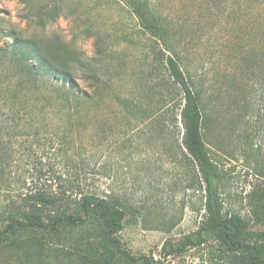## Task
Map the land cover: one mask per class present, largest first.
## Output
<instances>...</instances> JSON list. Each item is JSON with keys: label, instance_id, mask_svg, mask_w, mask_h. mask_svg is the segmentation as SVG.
<instances>
[{"label": "rangeland", "instance_id": "obj_1", "mask_svg": "<svg viewBox=\"0 0 264 264\" xmlns=\"http://www.w3.org/2000/svg\"><path fill=\"white\" fill-rule=\"evenodd\" d=\"M150 1L165 26L168 48L198 86L205 143L222 175L223 212L250 218L253 194L264 187V0ZM64 5L63 14L44 33L74 40L86 57H94L97 38H75L68 12L75 8L82 16L89 15L103 36L101 42L111 47L103 65L109 87L99 95L89 81L79 80L76 93L85 97L83 113L74 124H62L73 128L75 142L65 161L43 137L39 142L12 138L17 161L9 181L0 186V227L7 206L12 201L18 204L20 193L31 185L40 182L56 188L59 171L68 172L67 177L76 174L75 150L90 163L91 188L114 192L134 207L117 234L122 246L133 255L159 260L163 245L176 246L206 218L201 172L179 147L183 125L171 127L166 114L157 111L161 102L155 78L160 81L167 75L166 71L161 75L163 65L153 61L152 48L159 45L121 0H64ZM21 8L18 0H0L2 15L28 31L31 27ZM157 66L160 76L150 77ZM111 88L119 97L109 93ZM251 229L264 230V224ZM92 241L93 250L75 230L41 245L29 238L22 247L1 244L0 264H104L95 251L103 255L111 251ZM220 249L211 242L163 259L168 264H225L219 260ZM109 260L124 264L117 255Z\"/></svg>", "mask_w": 264, "mask_h": 264}, {"label": "trees", "instance_id": "obj_2", "mask_svg": "<svg viewBox=\"0 0 264 264\" xmlns=\"http://www.w3.org/2000/svg\"><path fill=\"white\" fill-rule=\"evenodd\" d=\"M121 1L159 45V48H152L153 61L161 63V75L164 71L167 75L157 81L154 76H160L159 66L157 72L151 70L149 74L158 87L156 93L161 106L157 111L162 116L166 114L173 128L182 123L179 147L197 164L205 191V220L176 246L167 249L163 245V256L216 242L221 246L218 256L222 263L264 264V230L251 229L253 225L264 224V187L253 194L250 218L239 213L224 214L220 195L222 175L205 143V119L198 86L185 74L175 53L168 48L165 26L151 1ZM18 2L22 5L21 16L30 30L16 27L0 12V186L9 181L12 166L16 165L17 151L11 147L12 138L25 136L39 142L43 137L64 160L75 142L73 128L62 124H74L73 120L83 113L85 97L76 93L79 80L89 81L99 95L109 87L103 65L111 47L101 42L103 36L87 13L84 17L75 8L68 12L73 17L75 38L79 35L97 38L94 57H86L74 40H58L56 32L44 33L65 11L64 0ZM5 40L8 42L3 44ZM161 44L165 47H160ZM111 90L109 93L119 97L113 88ZM64 118L66 120H62ZM173 128L171 132L175 131ZM72 154L75 175L67 177L68 172L59 171L56 188L51 184L34 183L20 193L18 204L12 201L7 206L0 227V245L22 247L26 238L41 245L46 240H62L67 232L78 230L83 233L88 248L96 249L92 241L95 240L111 251L110 255L95 251L104 264H110L109 259L116 255L124 264H168L163 256L159 260L136 256L122 246L117 234L124 227L127 213L133 212L134 207L114 192L107 194L91 188L87 183L92 173L88 171V159L75 150Z\"/></svg>", "mask_w": 264, "mask_h": 264}]
</instances>
